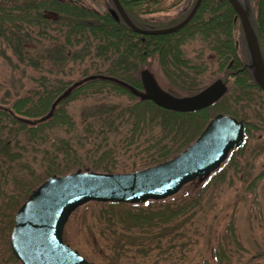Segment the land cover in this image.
<instances>
[{
    "label": "trees",
    "instance_id": "1",
    "mask_svg": "<svg viewBox=\"0 0 264 264\" xmlns=\"http://www.w3.org/2000/svg\"><path fill=\"white\" fill-rule=\"evenodd\" d=\"M119 2L131 22L142 29L172 26L188 13L159 22L144 17L165 9L159 0ZM45 10L56 12L58 19H44ZM248 18L264 64V0H256L254 18ZM52 26L57 33L53 43H37L36 36L42 37ZM0 41L15 54L17 64L39 71L35 87L13 98L10 106H0V209L4 220L0 223L17 264L9 248L14 213L38 184L75 170L127 173L161 163L187 147L215 115H228L243 124L242 144L217 170L186 184L166 200L86 205H98L104 226L117 223L124 229L128 238L118 237L117 242L127 249L166 252L172 257L176 245L187 238V228L202 208V196L210 183L232 174L241 180V191L251 192L264 179V166L251 172L256 169L252 161L264 152V139L257 134L264 132V92L248 68L239 20L227 0H201L183 27L157 35L136 33L82 0H0ZM32 41L35 49L45 47L42 56L29 54ZM153 58L173 96L200 92L216 74L221 75L216 80L226 90L200 110L161 108L133 93L142 90L139 73ZM44 63L50 68L40 71ZM65 67L74 69L79 79L63 81L61 76L69 75L61 73ZM77 101L83 107L75 121L68 105ZM199 183V192L196 188L187 192ZM262 215L264 228V210ZM225 230L226 240L239 248L232 220ZM211 254L219 260L226 258L223 243Z\"/></svg>",
    "mask_w": 264,
    "mask_h": 264
},
{
    "label": "water",
    "instance_id": "2",
    "mask_svg": "<svg viewBox=\"0 0 264 264\" xmlns=\"http://www.w3.org/2000/svg\"><path fill=\"white\" fill-rule=\"evenodd\" d=\"M111 1L115 9L110 11L111 15L142 35L167 34L180 29L201 2L195 0L187 16L173 26L142 29L131 22L118 0ZM227 1L239 19L254 81L264 92V64L246 10L238 0ZM44 17L56 19L57 15L47 12ZM139 75L143 91L133 93L175 112L205 108L216 102L226 90L225 85L217 80L194 95L175 97L159 89L147 70H141ZM242 140V122L218 114L206 123L194 141L161 163L127 173L75 170L50 176L31 191L15 212L9 237L11 252L20 264H91L62 239L64 225L76 208L88 202L140 204L167 199L188 182L216 170Z\"/></svg>",
    "mask_w": 264,
    "mask_h": 264
},
{
    "label": "rangeland",
    "instance_id": "3",
    "mask_svg": "<svg viewBox=\"0 0 264 264\" xmlns=\"http://www.w3.org/2000/svg\"><path fill=\"white\" fill-rule=\"evenodd\" d=\"M159 1L163 6H166L165 9L145 15L147 20L161 22L175 19L180 13L189 12L195 2V0ZM238 1L253 19L256 0ZM82 2L85 6L98 12H104L106 8L111 7L108 0H100V2L82 0ZM172 2L176 3L169 6ZM56 34L55 27L52 26V28L46 29V33L42 37L36 36L37 43L39 41L41 42L39 44L47 46L48 42L53 43ZM34 44L35 41L29 43L28 46L31 49L28 51L29 54L42 56L45 47L40 45L39 48L37 46L38 49H35ZM192 45L195 46V43ZM189 48L192 49L193 47L189 46ZM240 49L241 52L244 51L242 44H240ZM84 67L85 64L79 65V68ZM48 68L50 66L44 63L39 69L46 71ZM144 69L147 70L159 89L165 92L172 89L164 77L157 59H149ZM73 70L68 67L63 69L61 73L69 74L61 76L63 81L75 82L79 79ZM38 73L39 71H31V69L17 64L15 54L6 48L3 41H0V106H10L13 98L35 87ZM52 78L54 80L57 77ZM218 78L222 79L221 75L216 74L211 80L214 81ZM82 107L83 104L80 101L68 105V111L75 121L78 120ZM257 134H260L264 139V132ZM252 163L256 169L251 170V172H256L260 166H264V152ZM231 177L232 174H228L224 181H217L215 184L210 183L208 185L202 196V198L204 197L202 199L204 200L203 206L193 217V223L188 226L187 238L180 245H176L177 249L174 250L176 253L172 257L168 256L166 252L154 254L148 251L145 253L129 250L126 246L121 245V242L118 243V237L128 238L123 234L124 229L120 228L117 223H115L116 226L114 224L104 226L102 219L99 218L100 209L98 205L93 204L84 205L70 215L63 228V241L91 264H264V228L262 224L264 179L257 183L253 191L246 192L241 191V180ZM201 186L200 183L194 184L187 189V192L192 193L194 188L199 192ZM1 212L0 209V220H2ZM5 213L6 210L4 209L2 216H5ZM101 218L103 217L101 216ZM231 220L239 248L235 245L232 246L230 240L225 238V229ZM2 221L4 222V220ZM4 233L3 224L0 223V264H17L8 251ZM217 243H223L225 248L226 258H222V260H219L218 256L212 257L211 254L212 251H217ZM162 250L164 252L166 249L162 248Z\"/></svg>",
    "mask_w": 264,
    "mask_h": 264
},
{
    "label": "flooded vegetation",
    "instance_id": "4",
    "mask_svg": "<svg viewBox=\"0 0 264 264\" xmlns=\"http://www.w3.org/2000/svg\"><path fill=\"white\" fill-rule=\"evenodd\" d=\"M108 1H110V0H108ZM110 3H111V1H110ZM109 6H111L110 8L108 7V8H106L104 11L105 12H110L112 9L113 10H115L114 9V6L112 5V3H111V5H109ZM42 15H43V12H42ZM44 18V17H43ZM114 18V17H113ZM46 19V18H45ZM46 20H48V21H54V20H50V19H46ZM115 21H119V20H117L116 18H115ZM252 24V23H251ZM262 24H264V22L262 23ZM253 25V24H252ZM249 67V66H248Z\"/></svg>",
    "mask_w": 264,
    "mask_h": 264
}]
</instances>
